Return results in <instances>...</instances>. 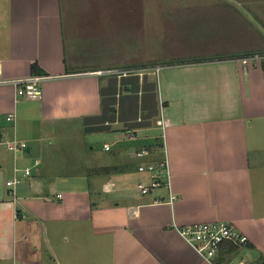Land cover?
<instances>
[{"label": "crops", "instance_id": "obj_1", "mask_svg": "<svg viewBox=\"0 0 264 264\" xmlns=\"http://www.w3.org/2000/svg\"><path fill=\"white\" fill-rule=\"evenodd\" d=\"M154 8L191 10L169 15L173 24L193 25L187 35L195 52L174 63L153 54L137 63V41L153 26ZM256 53H264V0H0V133L29 147L17 155L0 149V264H216L175 229L214 222L249 238L233 261L264 264V64L240 61ZM151 66L162 67L148 103L156 115L139 127L134 145L101 159L92 175L62 172L51 138L58 127L102 114L115 78L99 74ZM37 76L49 79L40 87L13 83ZM149 76H139L142 86ZM130 78H116L111 125L124 130L149 115L144 92L123 86ZM152 128L162 135L139 138ZM164 143L173 205L153 203L168 200L166 191L142 196L131 165L132 158L160 160V152L142 159L137 151ZM27 167L32 174L20 173L14 197L7 182Z\"/></svg>", "mask_w": 264, "mask_h": 264}, {"label": "rangeland", "instance_id": "obj_2", "mask_svg": "<svg viewBox=\"0 0 264 264\" xmlns=\"http://www.w3.org/2000/svg\"><path fill=\"white\" fill-rule=\"evenodd\" d=\"M163 1L166 2L172 0ZM171 11H178L180 13L191 12V10L187 9L167 10L154 8L152 10V14H150L154 21L153 26H146L148 31L140 36V41H137V63L144 62L145 60L149 59L152 54L154 57L168 61L166 63H169L170 61H173L172 63H174V61H181L179 59L182 58L181 56L183 54L195 52L194 50H196V43L194 45L190 37L187 35V32L189 31L188 26L193 25L183 24V26H179L173 24L174 22L169 15V12ZM191 35H193L194 38V31L191 32ZM114 69L116 68H106L102 73H100V76L105 78L107 77L106 74L115 71ZM144 70L142 69V71ZM109 77L117 78L111 75ZM142 77L143 76H141V78ZM156 77L157 76L154 75L149 76V81L157 84ZM115 99L116 108H118V98ZM119 115L120 117L123 115L122 108L119 111ZM145 115L146 114L144 113V116ZM143 118L145 120V117ZM143 118L140 119L143 120ZM97 122L98 121L95 122L93 120H83L80 122L65 124L57 128L59 137H52L50 142L52 145L51 148L57 150L61 149V151L59 150V152H57L56 156L58 157L59 162H64V165L59 166V169H61L62 172L68 170L74 173L85 172L89 175H92L94 169L99 166L97 163L101 159H113L115 155L119 154L123 147L127 148L128 146L131 147L134 145V143H131L130 139L128 138L127 132L131 130H139V128H130L128 130H124L123 128H126V125L123 126L118 124L113 126L111 125L108 129L104 128L103 131L96 132L93 131L89 125L92 123L91 125L94 129V126L97 124ZM138 132L139 138H141V140L146 139L147 135H162V130H157L155 128L150 130H140ZM106 144L111 146L112 151H107L104 149ZM46 145H48V141H46ZM93 148L94 150H92ZM131 160L133 169H137L140 161L136 158H132ZM88 163H90V165L87 166ZM133 181L134 180L131 181V184L134 183ZM122 189H127V182L122 187ZM119 194L120 192H115L112 194V196L114 195L118 197ZM104 196L106 197L107 195L105 194Z\"/></svg>", "mask_w": 264, "mask_h": 264}, {"label": "built area", "instance_id": "obj_3", "mask_svg": "<svg viewBox=\"0 0 264 264\" xmlns=\"http://www.w3.org/2000/svg\"><path fill=\"white\" fill-rule=\"evenodd\" d=\"M240 61L245 66L261 65L264 64V53L251 54L241 58ZM140 71L142 70L129 68L123 70H115L106 75H111L117 78H128L133 76L145 75H154L159 77V74L162 71V67L152 66L145 68V70L142 72ZM47 79H49L48 76H37L16 80L13 83L18 87H24L27 84L33 85L35 87H40L42 82L46 81ZM24 93V89L19 90L20 95H23ZM14 118L15 116L13 114H10L8 120L12 121L14 120ZM157 124L159 126H164L162 120H158ZM127 136L130 141L135 142L138 138L137 130H131L127 132ZM1 148H7L16 155L20 152H27V150L29 149L28 144L20 142L18 140H10L0 133V149ZM105 149L109 151L111 150V146L106 145ZM158 152L163 154V157L160 160L144 161L139 165L138 174L140 176V179L135 186L137 191L144 197L155 196L160 191H166L168 193V200L156 197L153 200V203H168L170 205H173L178 200V195L173 191V175L171 171L166 143H164L163 146H161L159 149L155 147L140 149L137 151V156L142 159H148ZM38 165L39 162L36 163V166ZM32 171V167H27L25 169H15V177L7 182V185L12 189V195L14 197H16L17 187L23 182V178L20 176V173L23 172L30 176L32 174ZM107 191L109 192L111 191V189L108 187ZM175 229L200 256H202L206 261L212 263L219 254L220 249L224 243L231 242L240 248L245 247L249 244V238L246 235L236 229L232 224L226 222L201 223L183 227L175 226ZM230 264L253 263L250 259H241L232 261Z\"/></svg>", "mask_w": 264, "mask_h": 264}, {"label": "trees", "instance_id": "obj_4", "mask_svg": "<svg viewBox=\"0 0 264 264\" xmlns=\"http://www.w3.org/2000/svg\"><path fill=\"white\" fill-rule=\"evenodd\" d=\"M39 73H41L40 71H38ZM42 74V73H41ZM130 81H123V86H127V89L129 93H139L141 91L144 92V110L149 112V115L147 117H145V121L141 124L138 125L139 127H143L145 125H150L149 124V119H151V117L156 115V111L153 109V107L151 105H148V103H151L150 101L154 98V94H155V90L157 88V84L150 82L149 80H145L144 85L142 86L140 84V77L139 76H134L130 78ZM148 79V78H146ZM117 89H118V82L117 79L115 78V80H111L109 88L107 90L104 91V99H103V94H102V99H103V103H102V114L98 117H91L88 118L87 121L89 120H93V121H98L97 124L94 126L95 128L93 129V126L90 124V128L93 131H103V129H108L111 124L116 122L117 119V108H116V99H115V94L117 93ZM130 99H132L130 97ZM125 100H123L124 103ZM125 108V107H124ZM132 112H130L129 114H131ZM127 109L126 111L123 110V115H122V120H124L125 115H127ZM137 126V125H134ZM134 126H131L132 128ZM101 129V130H100ZM239 251V247L236 246L235 244L231 243V242H227L224 243L220 249L219 254L217 255L216 258V264H230L235 255L238 253Z\"/></svg>", "mask_w": 264, "mask_h": 264}]
</instances>
